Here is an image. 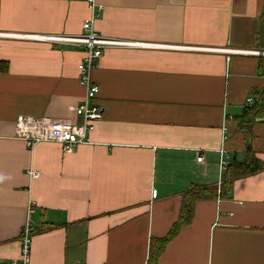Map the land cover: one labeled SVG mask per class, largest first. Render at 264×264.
Masks as SVG:
<instances>
[{"label":"crops","instance_id":"0c3cea01","mask_svg":"<svg viewBox=\"0 0 264 264\" xmlns=\"http://www.w3.org/2000/svg\"><path fill=\"white\" fill-rule=\"evenodd\" d=\"M96 2L97 34L153 46L104 50L92 72L103 117L66 153L28 148L16 122L81 123L83 51L5 35H80L89 0H0V264L20 259L30 204V264H147L182 195L220 182V150L230 163L248 148L264 162V117L250 133L236 119L264 90V56L227 52H264V0ZM158 264H264V171L235 180L228 198L197 202Z\"/></svg>","mask_w":264,"mask_h":264},{"label":"built area","instance_id":"2783aa9c","mask_svg":"<svg viewBox=\"0 0 264 264\" xmlns=\"http://www.w3.org/2000/svg\"><path fill=\"white\" fill-rule=\"evenodd\" d=\"M91 18L86 20L82 26V34L76 36L61 35H5L7 37L29 38L33 41L60 44L72 46L83 51L84 57L78 65L79 83L85 90V98L81 104L75 108V114L81 119V123H74L68 120H53L48 117L20 116L16 122V135L24 140L28 148H33L42 142H53L60 144L64 152L72 153L78 146L88 141V134L95 129L96 122L103 117V109L95 104V100L100 94L99 87L93 82L92 72L97 62L103 56L104 50L114 47H135V46H153L126 43L97 34L95 22L101 17L103 6L99 5L96 0H89ZM220 51V50H211ZM230 54L264 56V52L253 51H227ZM252 100L246 102L249 106ZM219 175L227 170L230 162L225 156L224 150H220ZM226 157V158H225ZM227 161H226V160ZM196 161L205 164V158L199 152ZM30 176L37 178V172L31 171ZM152 197L157 198V191L152 192ZM33 213L32 205L28 208V219L24 224L21 234V253L20 259L14 260L10 264H30V251L33 235V228L30 221V215Z\"/></svg>","mask_w":264,"mask_h":264},{"label":"trees","instance_id":"16d2710c","mask_svg":"<svg viewBox=\"0 0 264 264\" xmlns=\"http://www.w3.org/2000/svg\"><path fill=\"white\" fill-rule=\"evenodd\" d=\"M8 72V64L0 62V73ZM257 98L249 106L243 109L237 117L238 130L250 133L257 119L264 117V90L258 92ZM264 171V162L258 159L250 148L246 152L243 162L230 163L227 170L222 174L221 180L216 186L192 185L182 195L181 209L178 220L169 233L161 239H152L149 246V258L147 264H158L159 258L168 243L178 233L191 224L194 218L195 206L199 201L208 199H225L230 197L233 182L237 179L258 174Z\"/></svg>","mask_w":264,"mask_h":264},{"label":"rangeland","instance_id":"374dc122","mask_svg":"<svg viewBox=\"0 0 264 264\" xmlns=\"http://www.w3.org/2000/svg\"><path fill=\"white\" fill-rule=\"evenodd\" d=\"M103 13V12H102ZM102 13H101V15H102ZM256 52V51H255Z\"/></svg>","mask_w":264,"mask_h":264}]
</instances>
